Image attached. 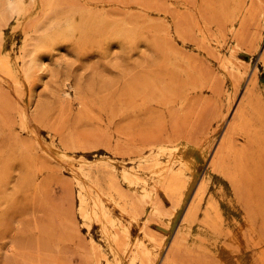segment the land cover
Segmentation results:
<instances>
[{
    "label": "rangeland",
    "instance_id": "1",
    "mask_svg": "<svg viewBox=\"0 0 264 264\" xmlns=\"http://www.w3.org/2000/svg\"><path fill=\"white\" fill-rule=\"evenodd\" d=\"M0 264H264V0H0Z\"/></svg>",
    "mask_w": 264,
    "mask_h": 264
},
{
    "label": "bare ground",
    "instance_id": "2",
    "mask_svg": "<svg viewBox=\"0 0 264 264\" xmlns=\"http://www.w3.org/2000/svg\"><path fill=\"white\" fill-rule=\"evenodd\" d=\"M250 17V16H249ZM61 31V30H60ZM186 61V60H185ZM181 107V106H180Z\"/></svg>",
    "mask_w": 264,
    "mask_h": 264
}]
</instances>
